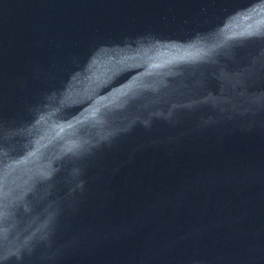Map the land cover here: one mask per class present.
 <instances>
[{
    "label": "water",
    "instance_id": "water-1",
    "mask_svg": "<svg viewBox=\"0 0 264 264\" xmlns=\"http://www.w3.org/2000/svg\"><path fill=\"white\" fill-rule=\"evenodd\" d=\"M264 0H0L3 264H264Z\"/></svg>",
    "mask_w": 264,
    "mask_h": 264
},
{
    "label": "snow or ice",
    "instance_id": "snow-or-ice-1",
    "mask_svg": "<svg viewBox=\"0 0 264 264\" xmlns=\"http://www.w3.org/2000/svg\"><path fill=\"white\" fill-rule=\"evenodd\" d=\"M261 103H264V98H261ZM6 186L5 178L3 176H0V196L6 195V193L3 192V188ZM0 264H3V259L0 258Z\"/></svg>",
    "mask_w": 264,
    "mask_h": 264
}]
</instances>
